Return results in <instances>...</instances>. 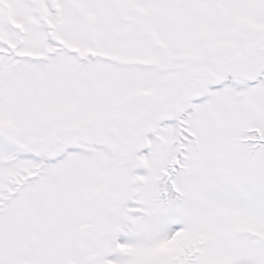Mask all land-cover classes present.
<instances>
[{
    "label": "snow or ice",
    "instance_id": "1",
    "mask_svg": "<svg viewBox=\"0 0 264 264\" xmlns=\"http://www.w3.org/2000/svg\"><path fill=\"white\" fill-rule=\"evenodd\" d=\"M0 264H264V0H0Z\"/></svg>",
    "mask_w": 264,
    "mask_h": 264
}]
</instances>
